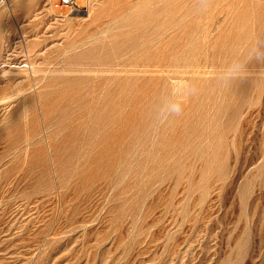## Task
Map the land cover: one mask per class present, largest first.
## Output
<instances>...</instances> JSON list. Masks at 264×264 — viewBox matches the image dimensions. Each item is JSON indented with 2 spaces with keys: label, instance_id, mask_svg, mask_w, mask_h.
<instances>
[{
  "label": "rangeland",
  "instance_id": "obj_1",
  "mask_svg": "<svg viewBox=\"0 0 264 264\" xmlns=\"http://www.w3.org/2000/svg\"><path fill=\"white\" fill-rule=\"evenodd\" d=\"M54 2L0 3V264H264V0Z\"/></svg>",
  "mask_w": 264,
  "mask_h": 264
},
{
  "label": "bare ground",
  "instance_id": "obj_2",
  "mask_svg": "<svg viewBox=\"0 0 264 264\" xmlns=\"http://www.w3.org/2000/svg\"><path fill=\"white\" fill-rule=\"evenodd\" d=\"M4 0H0V3H3ZM31 1H34V0H8V8H12L13 6L15 7L16 5H18L19 3H30ZM51 1V0H50ZM91 1V0H90ZM95 2V1H94ZM93 2V3H94ZM7 8V7H6ZM5 11V10H4ZM7 11V10H6ZM5 11V12H6ZM55 14V13H54ZM35 15H37V12L35 13ZM56 16H58L57 14H55ZM30 67H33L32 65L30 66V64H14L13 66L10 65V68L8 67V69L6 71H8L9 73H13V72H27L28 69L27 68H30ZM34 69V68H33ZM36 71V70H35ZM34 71V72H35ZM46 73V72H45ZM20 74V73H19ZM23 74V73H22ZM47 74V73H46ZM14 76V74H12ZM16 75V74H15ZM25 75V74H23ZM22 77H25L23 76ZM1 76V75H0ZM6 76V75H5ZM17 76V75H16ZM21 75H19V78H20ZM10 77V76H9ZM12 77V76H11ZM2 78V76H1ZM4 78V77H3ZM7 78V76H6ZM17 78V77H16ZM18 78V79H19ZM30 78V77H29ZM22 79V78H21ZM28 79V78H27ZM1 80V79H0ZM32 88V87H31ZM27 89V88H26ZM25 91V90H24ZM33 91V89H28L26 90L25 92H19V97H24L25 96L27 97V94L31 93ZM16 97V96H15ZM16 99V98H15ZM18 99V98H17Z\"/></svg>",
  "mask_w": 264,
  "mask_h": 264
},
{
  "label": "built area",
  "instance_id": "obj_3",
  "mask_svg": "<svg viewBox=\"0 0 264 264\" xmlns=\"http://www.w3.org/2000/svg\"><path fill=\"white\" fill-rule=\"evenodd\" d=\"M53 7L61 14H63L64 10L67 8H69L70 11L81 8L77 0H55V2L53 3Z\"/></svg>",
  "mask_w": 264,
  "mask_h": 264
},
{
  "label": "crops",
  "instance_id": "obj_4",
  "mask_svg": "<svg viewBox=\"0 0 264 264\" xmlns=\"http://www.w3.org/2000/svg\"><path fill=\"white\" fill-rule=\"evenodd\" d=\"M87 2V0H85Z\"/></svg>",
  "mask_w": 264,
  "mask_h": 264
}]
</instances>
